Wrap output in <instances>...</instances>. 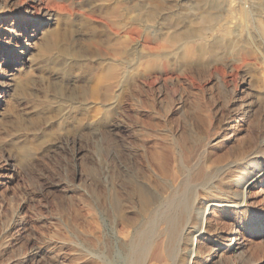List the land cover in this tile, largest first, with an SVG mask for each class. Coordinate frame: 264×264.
Instances as JSON below:
<instances>
[{"label":"rangeland","instance_id":"rangeland-1","mask_svg":"<svg viewBox=\"0 0 264 264\" xmlns=\"http://www.w3.org/2000/svg\"><path fill=\"white\" fill-rule=\"evenodd\" d=\"M48 6L27 41L0 18V264H102L113 239L88 206L105 176L143 170L141 155L175 142L256 172L242 162L264 136V0ZM254 192L241 209L208 210L218 239L200 237L194 264H264Z\"/></svg>","mask_w":264,"mask_h":264},{"label":"bare ground","instance_id":"bare-ground-1","mask_svg":"<svg viewBox=\"0 0 264 264\" xmlns=\"http://www.w3.org/2000/svg\"><path fill=\"white\" fill-rule=\"evenodd\" d=\"M48 3L49 0H0V18L19 22L18 33L9 28L4 32L20 41L31 39L33 36L27 34L31 27L40 25L38 19L51 17ZM32 20L34 25L30 24ZM1 98L0 92V102ZM254 140V151L242 163L255 173L241 171L234 162L210 164L205 152L198 151V144L192 142L186 147L175 142L169 155H153L150 161L141 155L139 164H145L143 170L138 165L119 166L116 181L106 175L98 208L88 206L89 219L94 221L100 215L113 239L114 247L103 257L102 264H175L181 255L183 264H194L200 237L204 234L218 239L207 219L208 210L241 209L252 190L255 195L264 193V136ZM243 154L242 150L239 155ZM250 174L254 176L246 179ZM229 195L241 201H230Z\"/></svg>","mask_w":264,"mask_h":264}]
</instances>
